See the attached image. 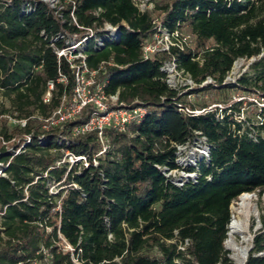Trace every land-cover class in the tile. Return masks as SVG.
<instances>
[{"label":"trees","instance_id":"trees-1","mask_svg":"<svg viewBox=\"0 0 264 264\" xmlns=\"http://www.w3.org/2000/svg\"><path fill=\"white\" fill-rule=\"evenodd\" d=\"M152 2L141 13L133 0H62L56 13L40 0H0V264H233L225 248L232 205L264 192V0ZM156 19L188 32L194 48L144 58ZM105 24L118 37L103 48L90 39L87 64L108 97L118 94L119 104L145 114L125 132L106 130L102 141L95 132L72 134L92 105L45 129L75 89L51 44L61 48L86 29L101 34ZM171 58L198 85L189 94H210L211 103L169 88L162 66ZM241 59L255 60L226 81ZM235 90L259 98L258 107L249 103L253 120L239 118L248 97L232 99ZM203 139L209 158L180 166L177 146ZM67 152L86 156L88 166L57 167ZM183 169L197 178L181 187L163 173ZM252 246L246 264H264V229Z\"/></svg>","mask_w":264,"mask_h":264},{"label":"built area","instance_id":"built-area-1","mask_svg":"<svg viewBox=\"0 0 264 264\" xmlns=\"http://www.w3.org/2000/svg\"><path fill=\"white\" fill-rule=\"evenodd\" d=\"M40 1L47 5L50 9L55 10L56 13H59L64 8V6L62 5V0ZM65 1L67 2L70 0ZM133 2L141 13H145L146 11L152 10L154 8L152 0H133ZM74 8L75 7L73 6V10ZM71 15L73 17V20L76 22L73 12L71 13ZM60 17L62 18L63 16L60 15ZM155 29L156 30L153 35L152 41L144 47V58L147 59L151 55L158 53H170L173 48L184 50V48L188 46L183 34L179 30L172 32L161 23H157ZM86 31L87 35L85 37H73L71 39H68L66 41V45L61 48L57 47L55 43L51 44V47H53L55 53L57 54L59 63H61L62 59H65L70 69L72 70L75 79V89L72 104L68 107L61 106L57 111H55L50 118L45 120V123L47 125L44 126V128L49 129L53 126H59L62 123L80 114L83 108L92 105L95 110L90 116L89 120L84 124L76 126L73 129L72 134L74 136H81L95 132L102 141L103 134L106 130L112 129L118 132H125L128 126H130L134 122L139 121L143 117V115L145 114V110L140 106L132 108L119 104L118 94L108 97L105 93L104 85L96 84V72L92 71L87 64L86 45L89 40L94 38L97 46L103 48L105 46L106 40L118 37V28H115L110 24H105V26L101 29V34L99 32L93 31L92 29H86ZM58 39H64V36L60 35ZM162 71L165 73V81L169 88L178 92V94H189L198 87V85L194 82L192 76L180 67L176 58H171L164 61ZM229 80L230 73L226 78V81ZM59 81L62 83H66L67 78L61 77ZM211 82L212 80L208 79L202 84V86ZM48 86L49 91L46 93L45 102L50 101V98L52 96L51 90H53L54 84L50 82ZM192 97L193 95H188L189 99H191ZM219 108L221 109L222 107L219 106ZM210 110L211 108L206 111H196L195 113L201 114ZM180 111H183L185 113H192L189 109H180ZM242 115L243 113H241V116L239 118L242 119ZM9 119L14 123H21L22 125L26 124V120L16 121L12 118ZM29 142L30 138H28L26 142L21 146V148L16 151V154H19ZM203 143L205 144V139H203ZM186 147L188 146H177L178 163L184 168L194 167L192 165H182V163H185L186 160H181L182 158L180 155V150L181 148ZM205 148H207L208 150V155L203 159H208L209 148L207 145L205 146ZM106 149V146H104L101 153L105 152ZM197 160L198 159H196L194 165H197ZM75 163H82L87 167V157H77L74 154L67 152L65 157L60 162H58L56 166L59 167L63 164H69L70 166H72ZM94 163L95 165L97 164L96 161H94ZM181 171L188 174L187 177H183V179L185 180H183L182 178L177 179L171 177L172 173L179 171L171 172L164 170L163 173L166 177L170 178L175 185L180 187L197 178L196 173H189L185 169ZM53 191L54 190L52 188L51 192ZM55 191H57V189ZM187 244L188 242L186 241V245ZM181 249L184 250V247H181Z\"/></svg>","mask_w":264,"mask_h":264},{"label":"rangeland","instance_id":"rangeland-1","mask_svg":"<svg viewBox=\"0 0 264 264\" xmlns=\"http://www.w3.org/2000/svg\"><path fill=\"white\" fill-rule=\"evenodd\" d=\"M156 16L159 17V13L158 12L156 13ZM155 22H156V24L160 23L159 19H156ZM183 36H184L188 46L194 48L195 43H194V40H193L192 36L188 32H185V31H184ZM254 60L255 59H252V60H249V61H245V60L241 59V60L237 61L235 63V65H234L232 71L230 72V80L228 82L234 83L243 73L248 72V67L250 66V64ZM230 96L234 100H240L243 97H246V98L248 97V95H246L245 93H243L241 91H237V90L231 92ZM196 99H198L199 102H206L207 104H209V103L212 102L214 97L211 96L210 94H206L204 97H197L195 95L189 100L191 102H195ZM257 101H259L258 97H253V96H249L248 97V101H247L248 103H246L245 104L246 107L242 109L243 115H242V119L241 120H243V119L247 120L248 117H251V120H253L254 117L252 116V114L254 113L256 107H254L253 105L249 106V103H251V102L255 103ZM72 102L73 101L71 100L69 103H67L64 106L68 107V106H70L72 104ZM259 105L260 106H264V104H259ZM259 105H257V107ZM205 146L206 145L203 143V140H201L200 142L198 141V142H195L193 144H190L186 148H181V150H180V155H181V158H182L181 160L185 159L187 161V159L189 158L190 153L193 152L194 153V157H196V159H198L197 162L201 161L204 157H207V155H208V150H207V148H205ZM194 164H195V162L192 164V166L195 167L196 165H194ZM187 176H188V174L183 173L182 171L174 172V173L171 174L172 178H177V179H180V178L183 179V177H187ZM183 180H185V179H183ZM53 190L55 191L56 188L53 187ZM243 195L251 197V201L249 203V207L251 209L250 210L251 217H250V219L248 221V228H249L248 229V234H249V236H251V240L250 241H243V238L241 236H236L235 239L242 247H245V246H250L251 247V245L253 243V239L255 237V234L258 231L264 229V225H263V219H264V192H263L262 195H259L258 193H246V194H243ZM240 198L233 203L232 212L234 211L233 206H237ZM227 238H228V236H227ZM227 242L228 241L226 239L225 248L230 252V258H231L233 264H236L235 259H234V252L231 249H229V246H228ZM66 248L70 249L68 245H66Z\"/></svg>","mask_w":264,"mask_h":264},{"label":"bare ground","instance_id":"bare-ground-1","mask_svg":"<svg viewBox=\"0 0 264 264\" xmlns=\"http://www.w3.org/2000/svg\"><path fill=\"white\" fill-rule=\"evenodd\" d=\"M194 160L196 161V157H194V153L191 152L186 163L182 165H192L195 162ZM250 201L251 197L243 195L237 206H233L234 211L232 212V220L229 225L227 243L229 249L234 252L236 264H246L251 248L250 246L242 247L235 239L236 236H241L243 241L251 240V236L248 234V221L251 217V209L249 207Z\"/></svg>","mask_w":264,"mask_h":264},{"label":"water","instance_id":"water-1","mask_svg":"<svg viewBox=\"0 0 264 264\" xmlns=\"http://www.w3.org/2000/svg\"><path fill=\"white\" fill-rule=\"evenodd\" d=\"M252 247H253V246L251 245L250 251L252 250Z\"/></svg>","mask_w":264,"mask_h":264}]
</instances>
